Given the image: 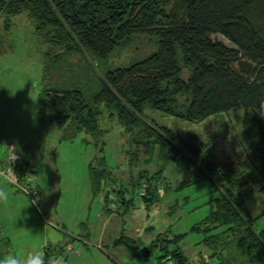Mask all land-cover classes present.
I'll list each match as a JSON object with an SVG mask.
<instances>
[{"label": "trees", "instance_id": "obj_1", "mask_svg": "<svg viewBox=\"0 0 264 264\" xmlns=\"http://www.w3.org/2000/svg\"><path fill=\"white\" fill-rule=\"evenodd\" d=\"M23 12L36 32L60 50L45 63L38 110L49 112L61 140H73L83 132L101 137L105 130L99 119L106 111L128 135L130 163L143 154L145 161L156 157L188 171L183 185L213 182L217 195L211 211L191 231L203 233L201 243L216 264H264V227H258L264 212L253 215L246 203V195L256 188L248 161H219L208 142H187L145 115L151 109L196 123L242 111L245 151L260 152L264 0H0V13ZM4 27L9 28L6 21ZM137 35L156 38L155 51L128 66L102 71L104 62ZM91 72L98 86L88 93L79 84L83 77L90 80ZM100 145L103 150L104 142ZM89 173L93 191H106L105 200L116 205L108 211L118 217L137 204L148 209L162 197L157 182L163 168L151 174L141 170L128 185H112L115 180L103 156L100 168L91 165ZM139 191L144 194L136 198ZM183 237L157 235L152 246L160 244L164 250L157 264H190L179 246ZM142 242L122 232L112 244L140 245L147 255ZM167 242L174 244L172 250Z\"/></svg>", "mask_w": 264, "mask_h": 264}, {"label": "rangeland", "instance_id": "obj_2", "mask_svg": "<svg viewBox=\"0 0 264 264\" xmlns=\"http://www.w3.org/2000/svg\"><path fill=\"white\" fill-rule=\"evenodd\" d=\"M156 41L147 35L135 36L128 47L110 56L101 70L128 66L147 57L155 51ZM52 45L36 32L26 12L16 16L0 13V166L11 161L8 167L16 175L9 177V200L0 203L1 257L10 251L26 254L42 248L46 258L62 255L67 264H157L164 250L160 244L152 246V241L162 233L184 235L179 246L190 264L204 257L207 264H216L201 243L203 233L191 231L211 211V201L217 195L211 180L183 185L190 177L188 171L156 157L145 161L143 154L130 163L128 135L106 111L99 119L105 130L101 137L83 132L63 141L49 112L39 113L45 63L60 52ZM91 75L79 84L88 93L98 86L95 74ZM145 115L180 133L187 142H208L219 161H248L256 188L246 195V203L253 215L264 212V145L255 155L245 151L242 111L196 123L151 109H146ZM103 156L115 180L112 185H128L141 170L151 174L163 168L157 182L162 197L148 209L144 203L135 205L123 218L108 211L116 205L105 200L104 189L93 191L89 173L91 165L100 168ZM258 227H264V217ZM122 232L141 239L149 253L144 255L138 249L142 246L136 244L114 246L113 239ZM173 248L174 244L167 242V249Z\"/></svg>", "mask_w": 264, "mask_h": 264}, {"label": "clouds", "instance_id": "obj_3", "mask_svg": "<svg viewBox=\"0 0 264 264\" xmlns=\"http://www.w3.org/2000/svg\"><path fill=\"white\" fill-rule=\"evenodd\" d=\"M10 162L0 166V203H5L9 200L10 191L7 187V185L11 183L9 177H16L12 169L8 167ZM4 235L6 237V234ZM0 264H67V261L62 255L49 256L46 258L42 248H34L26 254L10 251L8 254L0 257Z\"/></svg>", "mask_w": 264, "mask_h": 264}, {"label": "built area", "instance_id": "obj_4", "mask_svg": "<svg viewBox=\"0 0 264 264\" xmlns=\"http://www.w3.org/2000/svg\"><path fill=\"white\" fill-rule=\"evenodd\" d=\"M36 192L33 190L32 192H31V194L32 195H34ZM144 193H143V191H139L136 195H135V197L137 198V197H140V196H142ZM116 209V207H114V210ZM207 263H209V261H208V258H205L204 257V259L203 260H200V259H198V260H195V262L193 263V264H207ZM162 264H175L172 260H166V261H164Z\"/></svg>", "mask_w": 264, "mask_h": 264}]
</instances>
